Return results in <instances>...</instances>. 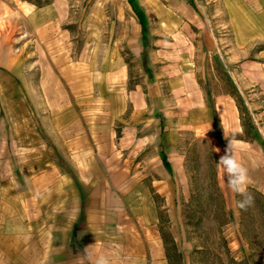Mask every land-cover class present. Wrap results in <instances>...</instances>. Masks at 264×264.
Segmentation results:
<instances>
[{"label":"crops","instance_id":"0c3cea01","mask_svg":"<svg viewBox=\"0 0 264 264\" xmlns=\"http://www.w3.org/2000/svg\"><path fill=\"white\" fill-rule=\"evenodd\" d=\"M72 5L0 0V264H170L187 134L221 138L218 158L235 140L264 192V0H91L85 20Z\"/></svg>","mask_w":264,"mask_h":264},{"label":"rangeland","instance_id":"374dc122","mask_svg":"<svg viewBox=\"0 0 264 264\" xmlns=\"http://www.w3.org/2000/svg\"><path fill=\"white\" fill-rule=\"evenodd\" d=\"M90 1L73 0L75 19H86ZM127 7L132 17L145 19V10L132 12ZM113 16L110 14L109 19ZM149 16L146 19L154 22L156 18ZM223 60L215 62L219 83L225 84L223 88L227 87L237 99L239 111L246 114L242 117L243 129L253 134V117ZM253 138L260 140L258 135ZM217 144L223 145V140L220 138ZM217 144L197 138L194 133L186 135L185 193L180 189L179 200H169L163 209V237L170 264H264V192L247 189L252 203L246 210L238 207L237 202L243 197L227 186L221 187Z\"/></svg>","mask_w":264,"mask_h":264},{"label":"clouds","instance_id":"9594fccd","mask_svg":"<svg viewBox=\"0 0 264 264\" xmlns=\"http://www.w3.org/2000/svg\"><path fill=\"white\" fill-rule=\"evenodd\" d=\"M4 19L5 17H0V24L4 22ZM216 152L219 153L220 149L216 148ZM217 166L222 172L221 187L227 186L233 193L240 194L243 199L237 202L238 207L246 210L251 205L253 198L247 192L248 169L237 154L235 140L228 139L224 154L220 155ZM225 177H227V182H225ZM94 264H110V260L106 256L100 255Z\"/></svg>","mask_w":264,"mask_h":264},{"label":"trees","instance_id":"16d2710c","mask_svg":"<svg viewBox=\"0 0 264 264\" xmlns=\"http://www.w3.org/2000/svg\"><path fill=\"white\" fill-rule=\"evenodd\" d=\"M167 256H168V258H169V261H170V259H171V258H170V255H169V253H168V252H167Z\"/></svg>","mask_w":264,"mask_h":264}]
</instances>
